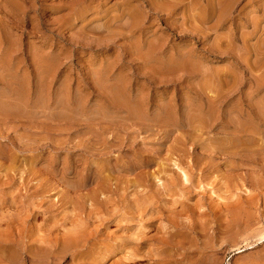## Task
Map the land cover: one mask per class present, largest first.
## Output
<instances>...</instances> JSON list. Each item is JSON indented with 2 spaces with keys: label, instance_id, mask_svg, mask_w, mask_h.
Here are the masks:
<instances>
[{
  "label": "rangeland",
  "instance_id": "1",
  "mask_svg": "<svg viewBox=\"0 0 264 264\" xmlns=\"http://www.w3.org/2000/svg\"><path fill=\"white\" fill-rule=\"evenodd\" d=\"M263 9L0 0V264H264Z\"/></svg>",
  "mask_w": 264,
  "mask_h": 264
},
{
  "label": "bare ground",
  "instance_id": "2",
  "mask_svg": "<svg viewBox=\"0 0 264 264\" xmlns=\"http://www.w3.org/2000/svg\"><path fill=\"white\" fill-rule=\"evenodd\" d=\"M166 1V0H165ZM167 4V3H166ZM213 4V3H212ZM159 5V4H158ZM163 5V4H162ZM166 7V6H165ZM264 10V9H263ZM165 11H167V10H165ZM195 11V10H194ZM140 15V14H139ZM188 16V15H187ZM218 17V16H217ZM133 22V21H132ZM133 24V23H132ZM141 25V24H140ZM132 26V25H131ZM201 30V29H200ZM219 50V49H218ZM166 73H168V72H166ZM236 75V74H235ZM263 78V77H262ZM263 81V80H262ZM212 99V98H211ZM203 118H205V117H203ZM238 119V118H237ZM219 196V195H218ZM218 196H216V198L218 199ZM220 197V196H219ZM153 226V225H152ZM140 246V245H139ZM139 246H138V248H139ZM142 246V245H141ZM143 247V246H142ZM133 248V247H132ZM126 249V248H125ZM136 249V248H135ZM134 250V249H133ZM136 252H138V250L136 249ZM240 252V251H239ZM139 254H140V252H138ZM136 254V253H135ZM130 256V255H129ZM132 257V256H131ZM134 257H136V255L134 256L133 255V258ZM148 257V256H147ZM141 258V257H140ZM143 258V257H142ZM146 258V257H145ZM127 260V259H126ZM135 260V259H134ZM138 260V259H137ZM136 260V261H137ZM138 262V261H137Z\"/></svg>",
  "mask_w": 264,
  "mask_h": 264
}]
</instances>
